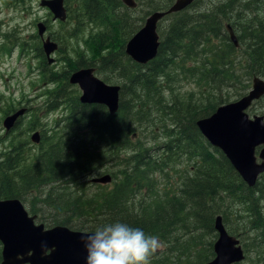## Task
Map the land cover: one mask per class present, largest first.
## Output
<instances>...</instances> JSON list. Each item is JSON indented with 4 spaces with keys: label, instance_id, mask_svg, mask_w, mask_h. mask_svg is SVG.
<instances>
[{
    "label": "trees",
    "instance_id": "trees-1",
    "mask_svg": "<svg viewBox=\"0 0 264 264\" xmlns=\"http://www.w3.org/2000/svg\"><path fill=\"white\" fill-rule=\"evenodd\" d=\"M69 1L78 5L89 28L84 43L97 56L66 54L63 79L71 68H94L104 83L120 87L118 110L110 115L104 106L82 105L77 94L62 93L64 86L51 92L47 111L63 105L68 128L52 136L42 131L37 154L21 171H15L10 153L4 158L0 200L19 199L46 228L93 232L116 222L139 228L161 241L149 264L211 261L215 217L221 216L230 235L241 236L245 225L234 224L240 207L249 229L258 232L256 247L264 261V174L248 187L196 127L197 120L245 95L253 76L264 80V0H196L166 16L157 26V55L146 65L131 61L125 44L150 13L166 10L174 0H134L135 9L120 0H65V5ZM76 37L71 30L65 39ZM46 74L51 83L59 82ZM111 162L119 167L111 173L117 179L112 187L92 184L90 175ZM183 162L188 169L176 177ZM26 188L44 190L35 195Z\"/></svg>",
    "mask_w": 264,
    "mask_h": 264
},
{
    "label": "water",
    "instance_id": "water-1",
    "mask_svg": "<svg viewBox=\"0 0 264 264\" xmlns=\"http://www.w3.org/2000/svg\"><path fill=\"white\" fill-rule=\"evenodd\" d=\"M120 1L128 9L137 7L134 0ZM195 1L174 0L166 10L150 13L143 26L125 44V55L139 65H146L155 59L160 44L158 23L166 16L182 12ZM39 6L49 11L53 22H66L68 14L65 0H40ZM36 28L47 63L50 64L53 61L51 55L58 46L46 36L43 22H38ZM226 31L232 45L238 47L237 37L230 25H226ZM68 82L80 90V104L104 106L110 115L117 112L120 87L104 83L95 75L94 68L76 70ZM263 97L264 80L253 76L245 95L220 105L210 116L196 121L201 136L224 155L250 188L264 174V117L254 115L250 118L247 111ZM25 112V108H20L7 115L2 127L9 131ZM31 141L39 145L40 134L34 133ZM111 180L108 174L90 178L92 184L98 185L109 184ZM35 220L36 217L29 215L20 200L0 201V264H85L86 252L82 241L92 232L71 230L60 225L45 228ZM213 228L217 234L213 243L214 258L203 264H239L244 261L245 254L240 241L227 232L220 215L215 217Z\"/></svg>",
    "mask_w": 264,
    "mask_h": 264
},
{
    "label": "rangeland",
    "instance_id": "rangeland-1",
    "mask_svg": "<svg viewBox=\"0 0 264 264\" xmlns=\"http://www.w3.org/2000/svg\"><path fill=\"white\" fill-rule=\"evenodd\" d=\"M39 2L40 0H14V2L0 0V163L9 153L11 156L18 154V171L28 166L38 152L36 145L31 141L34 133H40L41 137L42 131H47L52 136L54 132L63 134L68 128L64 121L68 112L64 106L53 112L47 111L50 102L49 94L64 86L69 96L80 95L77 86L70 85L68 82L65 84L63 80L53 84L49 81V76L42 72L47 66L44 64V58H40L38 54L41 41L37 36L36 24L47 21V35L61 47L62 52L54 55L55 59L59 57L55 64L57 72L64 70L65 65L61 58L66 54L77 58L83 52L89 59L97 56L94 48L84 43L89 28L82 23L75 1H69L65 5L71 15L64 26H61L59 22L53 23L51 14L47 9L41 8ZM73 17L80 20L76 21ZM164 25L165 22L162 23V26ZM71 30L77 33V37L67 41L65 37ZM20 47L23 55H21ZM72 69L69 71L71 72ZM96 76L102 80L100 75ZM20 108L28 109L27 114L20 119L14 130L5 134L2 127L4 117ZM247 114L250 118L254 115L264 117V99L253 104ZM113 162L116 164V160ZM114 164L111 162L104 169L101 168L98 173L90 175V178L117 173L119 167ZM184 169H188V165L183 162L176 167V177L182 175ZM116 181L117 179H112L111 183L101 187H112ZM42 190L44 189H34L33 193L38 195ZM261 205L264 212V202ZM26 210L28 211V208ZM244 214V210L238 207L234 217L235 225L241 228L245 225L241 236L234 235L240 241L242 249L246 248V259L239 264H264L262 254H259L261 252L258 248L259 243L257 244L258 232L249 229L248 216L245 214L243 218Z\"/></svg>",
    "mask_w": 264,
    "mask_h": 264
},
{
    "label": "clouds",
    "instance_id": "clouds-1",
    "mask_svg": "<svg viewBox=\"0 0 264 264\" xmlns=\"http://www.w3.org/2000/svg\"><path fill=\"white\" fill-rule=\"evenodd\" d=\"M82 242L85 264H149L161 247L159 237L119 222L97 227Z\"/></svg>",
    "mask_w": 264,
    "mask_h": 264
},
{
    "label": "flooded vegetation",
    "instance_id": "flooded-vegetation-1",
    "mask_svg": "<svg viewBox=\"0 0 264 264\" xmlns=\"http://www.w3.org/2000/svg\"><path fill=\"white\" fill-rule=\"evenodd\" d=\"M52 16V15H51ZM52 20V19H51ZM53 22V21H52ZM55 22H59V21H55ZM55 22H53V23H55ZM43 23L45 24V26H46V36H49V35H47V28H48V23H47V21H43ZM60 23V22H59ZM37 36H38V34H37ZM50 37V36H49ZM38 38H39V36H38ZM50 39L52 40V41H54L51 37H50ZM39 40L41 41V39L39 38ZM55 42V41H54ZM56 43V42H55ZM57 44V43H56ZM57 46H58V48H57V50L54 52V53H52V55H51V59L53 60L52 61V63H47V59H46V56H45V54H44V52H43V50H42V41H41V47H39V49H41V56H40V58H44L43 59V61H44V64L47 66L46 67V69L45 70H43L42 72L43 73H48L49 71L50 72H52V74L54 75V77H55V79L56 80H63L64 82H65V84L68 82V79H69V77H70V74H72V72H74V71H76V70H78V69H75L74 71H72V72H70V74H69V76H68V79L67 80H64L63 79V72L64 71H66V67H67V64H68V60L66 59V55L65 56H63L62 58H61V61H62V63L65 65V67H64V70L63 71H61V72H57L56 70H55V64L57 63V61L59 60V57L58 58H54V55L55 54H57V53H61L62 51H61V47L57 44ZM20 50H21V55H23V53H22V48L20 47ZM79 69H82V68H79ZM68 84H69V82H68ZM63 94H65L66 93V90H65V88H64V90H63V92H62ZM80 96V95H79ZM78 96V97H79ZM63 106V105H62ZM26 109V108H25ZM15 112V111H14ZM27 112H28V109H26V112H25V114L23 115V117L27 114ZM12 114V113H11ZM10 115V114H9ZM23 117H21V118H19L18 119V121L16 122V124H15V126L12 128V129H10L9 131H6L5 129H4V133L5 134H8V133H10L12 130H14L15 128H16V126L18 125V123H19V121H20V119H22ZM38 134H40V133H38ZM34 145H36V144H34ZM36 148H37V150H38V146L36 145ZM9 157H13L14 159L16 158V160H17V166L16 167H18V165H19V161H18V154H14L13 156H9ZM3 163V160H2V162L0 163V165ZM16 172L18 171L17 170V168H16V170H15ZM100 186H103V185H100ZM28 191H31V192H33V190L34 189H29V188H26ZM3 199H1L0 201H2ZM4 200H7V199H4Z\"/></svg>",
    "mask_w": 264,
    "mask_h": 264
},
{
    "label": "bare ground",
    "instance_id": "bare-ground-1",
    "mask_svg": "<svg viewBox=\"0 0 264 264\" xmlns=\"http://www.w3.org/2000/svg\"><path fill=\"white\" fill-rule=\"evenodd\" d=\"M79 70V69H78ZM75 72V71H74ZM73 73V72H72ZM71 75V74H70ZM19 200V199H18ZM22 203V202H21Z\"/></svg>",
    "mask_w": 264,
    "mask_h": 264
}]
</instances>
